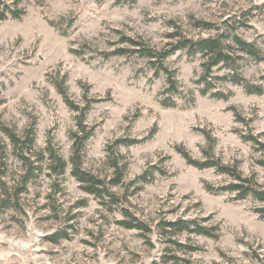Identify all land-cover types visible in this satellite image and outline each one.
Here are the masks:
<instances>
[{
    "label": "rangeland",
    "instance_id": "374dc122",
    "mask_svg": "<svg viewBox=\"0 0 264 264\" xmlns=\"http://www.w3.org/2000/svg\"><path fill=\"white\" fill-rule=\"evenodd\" d=\"M18 7L25 12L21 18L0 21V124L19 135L34 124L33 149L43 150L50 138L68 161L75 113L50 82L57 73L58 79L66 74L75 102L101 99L86 114L85 123L95 129L83 167L109 183L113 169L107 154L127 166L121 183L110 187L116 204L82 191L69 166L53 181L45 159L23 187V163L0 131V264H264V219L253 212L258 203L206 191V183L220 186L231 178L212 168L197 169L175 151L182 145L202 158L206 139L200 130H205L214 139L216 157L237 163L264 187L259 154L240 138L251 130L264 140V91L247 94L221 82L218 89L232 92L227 99L200 95L194 81L202 71L201 56L177 51L166 64L176 72L179 93L172 95L175 106L164 107V74L154 76L146 60L134 55L98 53L112 50L121 35L162 47L174 42L176 32L205 37L230 26L264 53V0H19ZM196 20L212 28L198 27ZM242 71L260 81L264 62L248 61ZM224 72L214 68L215 75ZM150 134L108 151L119 138ZM145 170L150 181H136ZM3 198L11 205L4 207ZM177 217L216 227L218 237L168 233L163 222ZM124 219L147 229H128L119 223ZM56 235L64 237L52 240Z\"/></svg>",
    "mask_w": 264,
    "mask_h": 264
},
{
    "label": "trees",
    "instance_id": "16d2710c",
    "mask_svg": "<svg viewBox=\"0 0 264 264\" xmlns=\"http://www.w3.org/2000/svg\"><path fill=\"white\" fill-rule=\"evenodd\" d=\"M18 5L19 0H15L11 4L0 0V21L8 17L13 19L21 18L25 12L22 8H19ZM49 23L55 25L53 21ZM195 25L206 30L212 28L210 23L203 20H196ZM236 29L237 28L230 26L225 28L222 32L216 31L213 35L205 37H193L185 35L182 32H176L172 35L176 37L174 42L168 43L162 47H155L141 37L135 38L121 35L117 46L112 50L98 53L104 58L134 55L146 60L149 66L154 70V76L157 77L161 73L164 74L167 86L162 93H167V96L160 100L161 105L164 107L175 106L172 95L179 93L176 72L168 68L166 64V59L177 51H184L189 57L195 55L201 56L202 71L200 76L194 81L199 87L198 92L200 95H208L215 99H227L232 92L228 91L225 93L218 89L216 87L217 83L221 82H228L232 85L239 86L247 94H262L264 91V75L260 76V81L254 82L243 74L242 68L248 61L254 63L264 62V53L254 41L246 40L236 32ZM83 46L89 48L87 42H84ZM218 66L223 67L226 72L221 75H215L214 68ZM57 76H59V73L54 77H50V82L54 86L56 92L61 96L64 104L75 113V128L69 132L71 147L68 161L61 157L58 149L54 148L52 145L50 138L47 139L43 150L36 151L33 149L35 143L34 124L25 127L20 135L14 128L0 124V131L11 145L12 152L23 163L24 172L21 180L22 186L25 187L28 181L42 169L41 162L45 159V168L48 171L47 175L50 177L52 176L53 181H58L69 166L71 176L79 183V187L82 191L101 200L107 197L110 203L116 204L118 201L117 194L111 190L110 187L111 185L121 183L127 162H122L119 158L113 157V155L112 157H110L109 154L106 155L113 169V178L109 183H106L103 179L97 177L83 167L86 143L93 135L95 129L93 126H88L85 123L86 114L90 109L91 103L101 101V99L86 98L84 104L75 102L69 95L66 85V74H63L60 79H58ZM191 101H193V97H191ZM234 111L236 119L244 122V124L248 126V121L244 120L236 110ZM200 131L204 134L206 139V145L201 150L202 158L191 156L189 151L182 145L175 146V151L187 164L197 169L212 168L216 173L227 175L231 178L227 184L220 186H213L206 183L204 185L206 191L213 194L224 192L232 193L233 200L251 198L258 203L253 208V212L256 213L259 218L264 219V187L258 183L254 175H244L237 163H224L216 157L213 152L214 139L210 136L209 132L202 129ZM150 136L151 134L140 139L119 138L115 140L112 145L108 146V151L112 149V153H114V150L119 145L130 146L142 142ZM240 138L242 141L252 145L254 152L259 154L257 163L264 168V140L261 138V135H255L249 130L248 134L241 133ZM33 156L36 157L34 160H31ZM120 157L123 158L122 156ZM151 175V173L145 170L136 177V181L140 183L149 182L150 178L148 177ZM108 184H110V186H108ZM17 195L18 194L15 193L12 196L17 197ZM2 201H4V207L11 205L9 202L10 198H3ZM119 223L128 229H147L142 222H132L129 219L121 220ZM163 228L171 234L185 232L212 238L218 237L217 232H214L217 231L218 228L203 225L197 218L177 217L173 220L163 222ZM60 237L64 236L56 235L52 240H56Z\"/></svg>",
    "mask_w": 264,
    "mask_h": 264
}]
</instances>
